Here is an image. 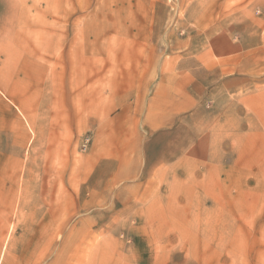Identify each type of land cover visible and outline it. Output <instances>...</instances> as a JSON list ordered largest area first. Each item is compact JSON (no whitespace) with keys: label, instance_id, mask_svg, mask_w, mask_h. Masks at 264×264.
I'll use <instances>...</instances> for the list:
<instances>
[{"label":"rangeland","instance_id":"obj_1","mask_svg":"<svg viewBox=\"0 0 264 264\" xmlns=\"http://www.w3.org/2000/svg\"><path fill=\"white\" fill-rule=\"evenodd\" d=\"M0 264H264V0H0Z\"/></svg>","mask_w":264,"mask_h":264}]
</instances>
